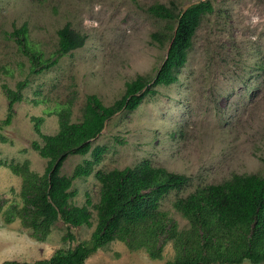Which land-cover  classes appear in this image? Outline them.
<instances>
[{"label":"rangeland","instance_id":"374dc122","mask_svg":"<svg viewBox=\"0 0 264 264\" xmlns=\"http://www.w3.org/2000/svg\"><path fill=\"white\" fill-rule=\"evenodd\" d=\"M204 1L211 2L212 11L202 16L177 82L153 85L170 40L157 44L152 35H170L173 29L148 8L175 4L184 11ZM67 25L85 42L57 57L58 33ZM23 28L27 47L40 55L39 72H33L30 59L11 36ZM137 76L151 82L148 89L153 93L146 94L136 110L108 119L90 141L89 153L68 156L60 170L70 178L79 165L94 163L95 148L102 150L90 175L72 181V205L84 206L87 199L92 205L99 202L97 172L133 168L141 177L148 173L147 164L162 170L158 181L174 174L187 178L182 188L160 201V209L181 231L188 222L172 207L177 198L234 175L264 178V0H0V122L8 113L3 87L16 91L19 83L25 84L10 125L0 129L5 138L0 140V264L33 263L88 243L96 221L93 208L90 227L68 229L58 221L43 241L33 238L17 218L6 223L4 211L23 205L22 178L9 166L25 165L43 175L48 161L31 145H41L42 135L58 132L57 112L68 108L70 122L79 123L88 96L111 106ZM68 234L74 239L65 240ZM174 257L171 242L157 260L145 250L131 252L115 242L84 264H165Z\"/></svg>","mask_w":264,"mask_h":264},{"label":"trees","instance_id":"16d2710c","mask_svg":"<svg viewBox=\"0 0 264 264\" xmlns=\"http://www.w3.org/2000/svg\"><path fill=\"white\" fill-rule=\"evenodd\" d=\"M211 11L210 1L193 4L184 11H178L175 4H154L148 8L149 14L166 21L168 28L173 29L170 35L168 32L152 35L151 40L157 44L170 40L153 85L170 86L177 82V71L187 62L202 16ZM26 31V28L15 30L11 36L30 59L33 72H39L43 68L40 55L27 47ZM84 42L85 38L67 25L58 33L55 54L57 57L67 55L81 48ZM150 83L137 76L126 83L123 97L108 107L96 96H88L79 123L70 122L68 108L59 110L58 132L42 135L41 145L36 142L31 145L42 159L48 161L43 175L30 172L25 165L9 166L22 178L20 196L23 205H12L4 211L6 223L17 218L25 228L31 229L33 238L43 241L58 221L68 229L90 227L91 208L96 212V221L87 244L58 250L49 259L33 263L5 261L2 264H84L99 249L115 242L131 252L145 250L153 260L159 259L163 247L171 242L175 257L165 264H264V178L234 175L221 184L198 187L188 196L177 198L172 207L188 222V228L181 231L160 209V201L168 193L182 188L187 178L174 174L165 181H158L156 177L162 170L147 164L148 173L141 177L133 168L97 172L99 202L92 205L87 199L84 206L71 204L75 196L71 190L72 181L90 175L92 165L100 163L102 150L95 148L92 151L94 163L79 165L70 178L60 175L67 157L89 153L90 141L99 135L108 119L122 111L136 110L145 95L153 93L148 89ZM24 85L19 83L16 91L3 87L8 113L0 122V129L10 125L14 105L22 100ZM0 140L4 142L5 138L0 136ZM64 239L74 238L68 234Z\"/></svg>","mask_w":264,"mask_h":264}]
</instances>
